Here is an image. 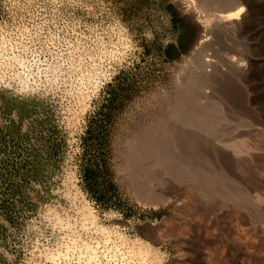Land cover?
<instances>
[{
	"label": "rangeland",
	"instance_id": "obj_1",
	"mask_svg": "<svg viewBox=\"0 0 264 264\" xmlns=\"http://www.w3.org/2000/svg\"><path fill=\"white\" fill-rule=\"evenodd\" d=\"M200 1L227 6L0 0V264H264V0H242L246 25L228 32ZM211 32L222 54H251L253 76L196 80ZM191 85L201 127L176 115Z\"/></svg>",
	"mask_w": 264,
	"mask_h": 264
},
{
	"label": "bare ground",
	"instance_id": "obj_2",
	"mask_svg": "<svg viewBox=\"0 0 264 264\" xmlns=\"http://www.w3.org/2000/svg\"><path fill=\"white\" fill-rule=\"evenodd\" d=\"M227 2V6L224 8V10H221L220 12H217L216 10L214 11L212 6L214 4H208V3H205L203 1H200L198 2V7H199V10L201 11V13L203 12H208L210 13L211 16H213L214 20H216V23H217V26L218 27H221L223 29H225L227 32L230 31V30H235L236 28H241L242 26L246 25V15H247V12H248V7L246 5V7H244V2L242 0H226ZM247 2V1H246ZM196 3V2H195ZM212 8V9H211ZM251 27V26H250ZM255 28V27H254ZM258 29H251L248 31L247 33V38L251 39V37L254 35V31H257ZM214 32H211V36L202 40L199 44V47H198V53L197 54H193V58L191 60V64H194L195 65V69L196 71L198 72L195 76L196 80H200V81H207L209 84H212L216 86V84H219L220 85V81H222V83H224V79H227L228 78H233V79H236V80H240V81H246L249 77V75H254V74H250L249 73V69H251L249 66L250 64L252 63L253 59L251 57V54L250 55H246V61L247 63L246 64H242L240 63V60L237 58V59H234V58H231L228 54L226 55V53L222 54L220 52V47L218 45V42L215 40V36H213ZM253 41V40H252ZM253 44V43H252ZM251 44V45H252ZM212 48L213 51L215 52V54L218 53V56H215V55H208V54H203L204 51H206L207 49H210ZM211 50V49H210ZM207 52V51H206ZM233 57V56H232ZM217 58V59H216ZM199 61V63H197ZM254 62V61H253ZM257 63V77L259 79H261L262 77V68H261V58L258 57L255 61ZM191 66V65H190ZM189 67V66H188ZM191 69V68H190ZM253 70V69H252ZM191 75V74H190ZM194 75V74H193ZM256 75V74H255ZM254 78V77H252ZM251 79V78H250ZM198 81L196 82L195 80H193V84L192 85H195L198 83ZM259 80H257L258 82ZM220 82V83H219ZM262 82V81H261ZM204 83V82H203ZM206 83V82H205ZM221 83V84H222ZM256 84V83H254ZM191 85L190 89H185V92L182 91V93H185L186 96H188V104H185L181 109H183V113L181 114H176L177 116H179V121L180 123L182 124H191V125H194L196 127H201L204 125L203 123V119L202 118H197L196 114H195V110H196V107H195V103L197 102V97H196V90L195 88H193ZM223 85V84H222ZM261 85V84H260ZM207 86V85H206ZM211 86V87H212ZM258 87V86H257ZM262 87V86H261ZM204 88V87H203ZM210 88V87H209ZM212 88H216V87H212ZM221 88V87H220ZM249 88V87H248ZM219 89V88H218ZM205 90V89H204ZM210 90V89H209ZM220 90V89H219ZM252 90V89H251ZM257 90V89H256ZM255 90V91H256ZM252 92V91H251ZM259 93V91H257ZM250 93V92H249ZM254 94V93H253ZM256 94V93H255ZM205 98H208V96H206ZM214 100V99H213ZM219 100V99H218ZM199 103V102H198ZM197 103V104H198ZM227 103V102H226ZM199 105V104H198ZM221 104L219 102H213L211 104V106L209 107L210 110H220L221 108ZM226 108V107H225ZM197 113V112H196ZM171 137V136H170ZM168 137L167 139H172ZM166 138V137H165ZM139 141V139H138ZM168 141V140H167ZM153 142V141H152ZM141 143V142H140ZM144 143V142H142ZM169 143V142H168ZM172 143V142H171ZM154 146H151L152 147V150L149 152V155L152 156V157H157L158 156V151H159V142L157 140V142L154 141ZM168 145V144H167ZM170 145V144H169ZM137 146V145H136ZM139 146V145H138ZM142 148V145H140ZM176 146V145H175ZM150 148V146H148ZM148 147H147V151H148ZM164 147V146H163ZM139 148V150H140ZM168 148V147H166ZM246 148V147H245ZM138 149V148H137ZM151 149V148H150ZM142 151V150H141ZM145 151V150H144ZM175 153H177V150L175 147H171V148H168L167 152L165 155H167V159L170 161L171 159L174 158L175 156ZM160 154V152H159ZM178 154V153H177ZM176 154V155H177ZM181 155V153H180ZM156 160V159H155ZM177 160V159H176ZM176 160H174L173 163L176 162ZM138 162H141V161H138ZM147 163V162H146ZM186 162L183 163V161L179 160L176 162L175 164V168L173 169L174 172H176V177H181V170L184 167V164ZM137 164V163H136ZM136 164L134 166H136ZM140 164V163H139ZM132 165V163L130 164ZM128 166V165H127ZM126 166V168H127ZM186 166V165H185ZM128 167H131V166H128ZM137 167V166H136ZM144 167V166H142ZM133 168V166L131 167ZM154 167H152L153 169ZM173 168V167H172ZM128 169V168H127ZM130 169V168H129ZM135 169V170H134ZM197 169V168H195ZM193 170L196 171V170ZM132 169H130L131 171ZM146 170V169H145ZM151 170V169H149ZM200 170V169H198ZM197 170V171H198ZM128 171V170H126ZM129 171V172H130ZM152 171V170H151ZM196 171V172H197ZM128 172V175L130 174ZM131 173L134 175L133 178H136L138 177L139 173H140V170L139 168H133V171H131ZM157 173V172H156ZM192 173V172H191ZM141 174V173H140ZM152 174V173H151ZM167 174V173H166ZM175 174V173H174ZM178 174V175H177ZM193 174V173H192ZM196 174H193L192 175V178L194 181H198L199 180V177L198 175ZM132 176L129 177L127 176L128 178H131L132 179ZM146 176V175H144ZM140 177V176H139ZM167 177V176H166ZM166 177H164L166 179ZM141 178H144V177H141ZM147 178V177H145ZM191 178V177H190ZM140 179V178H139ZM151 179V177H150ZM177 179V178H176ZM175 179V180H176ZM198 179V180H197ZM201 179V178H200ZM130 180V179H129ZM135 179H132V181L134 182ZM138 180V179H137ZM169 180V179H168ZM178 180V179H177ZM131 181V182H132ZM140 181V180H139ZM193 181V183H194ZM181 182V181H180ZM137 184V181L135 182ZM168 183H172V182H169ZM135 184V185H136ZM157 184V182L155 183ZM160 184V183H159ZM163 184V183H162ZM167 184V183H166ZM174 184V183H173ZM130 185H133V187H135L138 192H134L133 188H132V191L133 193H137L138 196L140 197V199L142 200L141 202H144V203H148V204H151L153 206H155L156 204H158L159 202H166V199L168 198V196L166 194H161V193H156V192H153V191H150L142 186H134V184H130ZM141 185V184H140ZM163 186V185H162ZM189 186V185H188ZM191 186H194V185H191ZM196 186V185H195ZM198 186V185H197ZM132 187V186H131ZM181 186H179L180 188ZM188 189L187 190H190L191 187H187ZM190 188V189H189ZM193 188V187H192ZM184 190H186L185 188H183ZM182 189V190H183ZM154 190V189H153ZM155 191V190H154ZM166 191V190H165ZM178 191V190H177ZM179 191H181V189H179ZM174 192V191H173ZM134 194V195H135ZM136 194V196H137ZM172 194V193H171ZM183 196V195H182ZM135 197V196H134ZM176 197V196H175ZM181 197V196H179ZM137 199V197H135ZM178 200V199H177ZM84 208H86L88 211H89V215L94 218V215L92 214V212L90 211L89 207L86 205ZM164 220V219H163ZM160 223V222H159ZM162 223V221H161ZM146 225V224H145ZM149 225V224H148ZM153 225V224H152ZM162 225V224H161ZM159 227V226H158ZM148 228V227H147ZM207 243H210V242H207ZM139 246L138 247V250H139V253L141 255H147V253L151 250L150 246L149 245H146L145 243H142L140 242L139 243ZM190 260V259H189ZM192 261V259H191ZM194 262V261H192ZM176 264V263H175ZM193 264V263H192ZM195 264V263H194ZM198 264V263H196Z\"/></svg>",
	"mask_w": 264,
	"mask_h": 264
}]
</instances>
